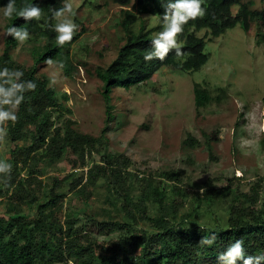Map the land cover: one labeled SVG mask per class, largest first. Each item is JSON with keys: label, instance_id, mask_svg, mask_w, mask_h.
Masks as SVG:
<instances>
[{"label": "rangeland", "instance_id": "374dc122", "mask_svg": "<svg viewBox=\"0 0 264 264\" xmlns=\"http://www.w3.org/2000/svg\"><path fill=\"white\" fill-rule=\"evenodd\" d=\"M241 1H252L256 9L264 5V0ZM68 2L73 6L71 19L78 25L73 35L77 38L64 50L73 69L66 76L56 62L41 61L37 73L48 80L54 92L61 113L58 122L70 120L76 132L97 140V151L86 158V168L100 164L106 154L127 159L131 199L128 206L131 207L141 203L142 179L153 181L145 187L148 192L160 183L170 200H178L170 191L173 185H178L187 197L191 192L201 193L206 181L216 189L225 188L226 193L212 204L211 214L197 217L198 224L212 226L216 219L224 217L233 192L256 191L260 207L264 202V41L256 36V23L251 24L248 32L236 25L218 37L210 36L207 30L195 32L197 37L205 39L208 54L207 62L199 70L182 72L161 67L143 84L113 87L106 101L98 73L113 61L123 44L118 27L121 8L108 0ZM136 15L135 30L141 22L147 30H153V36L161 30L160 16L137 12ZM6 25L0 5V54L4 49ZM260 32L264 34V26ZM45 40L37 30L30 33L27 40L19 41L11 51L12 59L25 69L32 67ZM196 84L211 97L200 108L194 101ZM28 144L18 142L20 146ZM13 147L3 137L0 160L10 163ZM71 160L74 157L67 156L55 163L41 162L37 166L42 172L37 178L43 194L52 186V178L63 180L74 175L77 180L81 176L80 169L71 167ZM164 173L176 175L178 181L162 177ZM24 174L22 170L21 176ZM31 184L39 196L40 187L34 182ZM106 190L107 184L99 180L95 187L88 189L91 195L86 200L85 196L76 197L67 181H61L59 192L63 198L55 211L60 222L74 218V228L87 233L103 247L119 237L118 232L103 233L96 226L98 220L107 218L106 212L118 216L114 214L112 201L105 198ZM150 202L146 201L151 214L154 206ZM191 203L193 200L189 197L182 201L179 216L190 213ZM12 205L19 203L0 197V214L5 215ZM19 209L28 210L23 204ZM138 222L140 229L149 228L144 220L139 218Z\"/></svg>", "mask_w": 264, "mask_h": 264}, {"label": "trees", "instance_id": "16d2710c", "mask_svg": "<svg viewBox=\"0 0 264 264\" xmlns=\"http://www.w3.org/2000/svg\"><path fill=\"white\" fill-rule=\"evenodd\" d=\"M108 1L121 8L118 27L124 40L113 61L98 73L106 101L110 99L109 93L113 87L128 88L143 84L161 67L182 72L199 70L207 62L208 54L205 52L206 41L195 35L197 31L207 30L210 36L218 37L236 25L248 32L251 24L256 23V36L264 41V34L260 32L264 26V5L256 9L252 1L205 0L201 5L205 8V14L189 20L178 36L182 54L177 55L175 49H171L163 60H145L144 56L152 49L153 30H147L143 22L137 30L134 29L138 19L136 12L160 16L169 0ZM7 2L0 0V5L4 6ZM64 2L16 0L18 9L39 5L42 16L38 20L33 18L27 21L16 15L6 17L0 68L22 71L20 79L35 82L36 88L24 92L23 102L15 109L17 119L0 124L7 129L4 138L14 146L10 150V172L0 173V197L15 199L19 203L12 205L5 215L0 214V264H69L70 261L72 264H221L219 255L238 238H243L247 255L264 254V202L257 206L256 191L233 192L226 214L211 226L198 224L196 219L200 214H211L212 204L226 190L214 188L210 181L204 183L201 193L191 192L188 195L193 200V207L186 216H179L182 201L188 197L182 194L178 185H173L170 190L178 200H170L160 183L152 186L148 192L145 187L151 186L153 181L142 179L144 185L141 184L139 188L141 203L131 207L128 206L131 199L126 177L127 159L106 154L100 164L86 168V158L97 151V140L76 132L70 120L58 122L61 113L54 92L49 88L48 80L37 73V65L49 60L56 62L66 76L73 69L71 59L64 50L77 36L63 45H58L55 39L56 18L53 17V10L62 8ZM12 25L28 28L30 33L37 30L46 39L43 49L36 53L33 66L28 69L12 59L11 51L20 41L7 33ZM193 93L197 108L211 101L209 93L197 84ZM26 141L28 145H18V142ZM67 156L74 157L70 161L71 167L80 169L81 176L77 180L74 175L63 180L52 178V186L43 194L41 181L37 178V174L42 172L37 170V166L41 162L55 163ZM22 170L25 173L23 176ZM162 177L178 181L172 173H164ZM99 180L107 184L105 198L112 201L114 214L118 215L106 212L107 218L96 222L103 233H119L117 240L107 247L97 245L90 235L74 228V218L68 217L62 223L55 215L63 198L59 192L61 181H67L76 197L85 196L87 200L91 195L88 189L95 187ZM32 182L37 184V188L40 187L39 196H36L38 191ZM146 201H151V206H154L151 214V207ZM21 204L25 205L27 212L19 209ZM139 218L149 224L148 229H140ZM210 232L217 233L215 243L212 246L201 245L200 240ZM236 264H243V261L238 260Z\"/></svg>", "mask_w": 264, "mask_h": 264}, {"label": "clouds", "instance_id": "9594fccd", "mask_svg": "<svg viewBox=\"0 0 264 264\" xmlns=\"http://www.w3.org/2000/svg\"><path fill=\"white\" fill-rule=\"evenodd\" d=\"M205 0H169L165 11L160 15L161 30L151 40L152 49L144 56L145 60L158 58L163 60L171 49H175L177 55H181V45L178 43V36L184 31V25L189 20L202 17L205 14V8L201 5ZM5 17H23L25 20L40 19L42 10L39 5L32 4L22 8H17L16 0H8L7 4L2 6ZM73 6L68 0H65L64 6L53 10V17L57 19L54 30L57 33L55 39L58 45L71 41L78 25L71 19ZM68 14V15H66ZM7 33L15 39L25 41L29 38L28 28L10 26ZM49 63L51 61L49 60ZM23 72L20 70H10L7 67L0 68V124L5 121H15L17 115L15 109L23 102L24 92L33 90L36 84L33 81H22L20 78ZM8 105L9 107H3ZM7 135V129L0 126V139ZM12 165L4 160H0V173L8 174ZM217 240V233L210 232L201 240V245L212 246ZM221 264H236L242 260L243 264H262L264 254L253 256L247 255L245 242L243 238L234 240L219 255Z\"/></svg>", "mask_w": 264, "mask_h": 264}]
</instances>
